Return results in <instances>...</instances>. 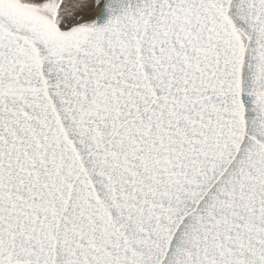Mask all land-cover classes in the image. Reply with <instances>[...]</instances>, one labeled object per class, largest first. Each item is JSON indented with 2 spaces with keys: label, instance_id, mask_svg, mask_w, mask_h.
Returning <instances> with one entry per match:
<instances>
[{
  "label": "snow or ice",
  "instance_id": "snow-or-ice-1",
  "mask_svg": "<svg viewBox=\"0 0 264 264\" xmlns=\"http://www.w3.org/2000/svg\"><path fill=\"white\" fill-rule=\"evenodd\" d=\"M0 264H264V0H0Z\"/></svg>",
  "mask_w": 264,
  "mask_h": 264
}]
</instances>
